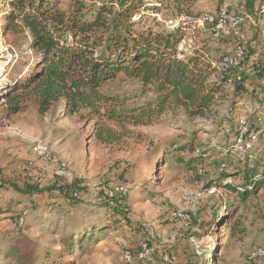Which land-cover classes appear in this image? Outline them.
<instances>
[{
  "label": "rangeland",
  "instance_id": "374dc122",
  "mask_svg": "<svg viewBox=\"0 0 264 264\" xmlns=\"http://www.w3.org/2000/svg\"><path fill=\"white\" fill-rule=\"evenodd\" d=\"M143 1L148 6L158 4L155 0ZM221 4L220 14L228 10L230 13L226 15L231 18L243 16L241 24H233L225 15L222 30L227 27L243 39L250 37L251 17H245L235 7L236 0H221ZM228 4L232 6L228 8ZM219 5L220 0L197 2L199 9L212 12L214 20ZM144 12L142 7L134 20L138 25L146 23L157 30L178 29L180 22L189 21L185 16L173 18L166 10L152 14L155 21L149 17L144 21L140 17ZM218 18L225 19L222 15ZM1 24L0 20V27ZM214 30L216 36V26ZM182 31L184 36L177 46L179 57L191 55L205 41L209 52L204 58L216 65L218 56L232 49L223 38L213 37L212 29L200 18L194 20L193 27ZM25 47V41L12 44L0 32V83L10 71L13 59L19 58ZM238 49L242 50L241 47L235 50ZM104 91L119 96L130 106L153 97L150 90H142L137 81L121 74ZM230 105L229 100L219 103L213 119H197L192 123L179 112L173 118L148 126H129L123 140L114 144L99 143L93 123L67 115L63 105L46 114L38 113L34 105H26L22 112L0 125V171L4 179L20 186L24 183L48 186L55 184L57 178L58 183L79 180L84 190L77 202L64 199L58 190L35 194L31 199L11 188L1 192L0 209L6 213L0 214V264L10 261L11 256L6 253L14 247L33 250L32 257L57 251L67 230L78 232L97 218L111 224L110 232L86 252L74 251L67 258L70 264H205L211 250L218 264H264L263 259L247 258L251 248H264V188L256 198L240 204L227 189L210 185L216 178L217 165L222 162L231 170L244 169L246 163L250 166L254 161L264 165V99L258 105L245 96L237 101L233 113ZM253 110L257 125L249 130L246 123L254 117ZM240 121L244 122L241 130ZM232 126L239 131L237 139L231 135ZM194 130L196 150L181 154L202 155L201 163L194 170L182 165L166 168L160 162L165 150L180 148ZM227 181L239 182L240 177ZM127 187L130 189L125 208L129 210V221L115 223V212L103 206L100 195L111 192L119 195ZM223 203L236 205V213L241 215L245 226L243 237L229 238L223 229L206 235L200 228V223L210 219L215 207ZM33 204L35 207L28 209L18 222L10 219L6 211L8 207L16 210L22 206L31 208ZM178 212L186 218L174 216Z\"/></svg>",
  "mask_w": 264,
  "mask_h": 264
},
{
  "label": "trees",
  "instance_id": "16d2710c",
  "mask_svg": "<svg viewBox=\"0 0 264 264\" xmlns=\"http://www.w3.org/2000/svg\"><path fill=\"white\" fill-rule=\"evenodd\" d=\"M155 1L159 5L148 6L143 0H0L1 35L12 44L25 41L27 46L19 58L13 59L10 71L0 83V125H5L28 104L34 105L40 114L63 105L67 115L93 123L94 136L99 143L114 144L123 140L129 126H148L167 117L173 118L179 112L193 123L197 119L215 118V107L225 100L231 104V113L237 101L245 96L261 105L264 99V0H236L235 7L252 19L251 35L246 39L227 27L217 30L215 36L214 28L223 8L220 0L215 20L206 25L212 29L213 37L223 38L233 50L220 54L216 65L204 58L209 52L205 41L191 55L184 58L177 55V46L184 36L182 30L193 27L194 20L205 14L213 15L212 12L199 9V0ZM232 5L228 4V8ZM142 7L145 12L140 17L144 21L148 17L155 21L151 15L161 10L176 19L185 16L189 21L180 22V28L173 30H157L146 23L138 25L134 15ZM238 47L242 48V54L237 63H224V57L234 56ZM120 74L137 81L142 90H150L152 99L130 106L119 96L104 91ZM252 115L254 117L246 123L249 130L257 125L256 110ZM230 132L234 139L239 137V131L233 126ZM195 137L194 130L180 148L165 150L160 162L165 163L166 168L182 165L194 170L201 163L202 155L186 157L181 153L196 150ZM257 164L254 161L250 166L246 163L244 169L231 170L222 162L217 165L216 178L210 185L227 189L240 204L245 203L259 196L264 188V165ZM236 177H240L239 182L227 181ZM58 181L57 178L55 184L48 186L30 183L20 186L5 180L0 171V193L11 188L31 199L35 194L58 190L64 199L77 202L84 190L81 181ZM129 189L119 195L113 192L100 195L103 206L115 212V223L129 221V210L125 208ZM235 206L234 203L217 205L218 209L215 207L211 218L200 223V228L206 235L223 229L229 238L243 237L245 226ZM33 207L34 204L31 208L22 206L16 210L8 207L6 211L10 219L18 222ZM3 212L0 209V214ZM111 228L109 222L97 218L78 232L67 230L62 237V247L57 251L49 250L32 257L33 250L14 247L6 253L11 256L6 264H70L67 258L74 251L86 252L100 237L107 236ZM214 253L211 250L212 255L205 264H218Z\"/></svg>",
  "mask_w": 264,
  "mask_h": 264
},
{
  "label": "built area",
  "instance_id": "2783aa9c",
  "mask_svg": "<svg viewBox=\"0 0 264 264\" xmlns=\"http://www.w3.org/2000/svg\"><path fill=\"white\" fill-rule=\"evenodd\" d=\"M226 11L223 10L222 13L220 14V16H224L225 19L222 20V19H219L216 23V29L219 31V30H222V27H223V24L225 22V20L227 19L226 18ZM226 15V16H225ZM229 19H231V21L233 22V24L235 23H239L240 21H242L243 19V16L242 15H237L235 16V18H231L229 16H227ZM200 21L202 23H211L214 21L212 15L210 14H205L202 18H200ZM181 50V49H180ZM242 54V50L238 49V50H235L234 52V56H226L224 57L223 61L224 63L226 64H231V63H237V58H239ZM244 122L243 121H240V124H239V130H241V128L243 127V124ZM174 215V214H173ZM176 217H179V218H186V215L185 214H180V212L178 213H175ZM247 258L249 260H264V248L261 247V246H255L253 248H251L248 252H247Z\"/></svg>",
  "mask_w": 264,
  "mask_h": 264
}]
</instances>
